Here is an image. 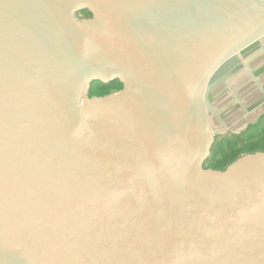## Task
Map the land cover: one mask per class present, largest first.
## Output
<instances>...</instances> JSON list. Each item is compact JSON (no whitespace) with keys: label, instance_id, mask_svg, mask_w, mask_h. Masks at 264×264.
I'll return each mask as SVG.
<instances>
[{"label":"water","instance_id":"obj_1","mask_svg":"<svg viewBox=\"0 0 264 264\" xmlns=\"http://www.w3.org/2000/svg\"><path fill=\"white\" fill-rule=\"evenodd\" d=\"M263 117L264 0H0V264H264Z\"/></svg>","mask_w":264,"mask_h":264},{"label":"trees","instance_id":"obj_2","mask_svg":"<svg viewBox=\"0 0 264 264\" xmlns=\"http://www.w3.org/2000/svg\"><path fill=\"white\" fill-rule=\"evenodd\" d=\"M121 89L122 85L119 81L108 85L95 83L90 96L102 97ZM257 152H264V117L242 135H226L222 140L216 139L205 168L224 171L242 156Z\"/></svg>","mask_w":264,"mask_h":264},{"label":"flooded vegetation","instance_id":"obj_3","mask_svg":"<svg viewBox=\"0 0 264 264\" xmlns=\"http://www.w3.org/2000/svg\"><path fill=\"white\" fill-rule=\"evenodd\" d=\"M87 18H88V17H87ZM89 18H90V17H89ZM252 126H253V125H252ZM249 127H250V126H249ZM249 127H248V128H249ZM247 130H248V129H247ZM247 130H246V131H247ZM246 131H244V132H241L239 135H242V133H245ZM226 135H235V134H232V133H227V134H225V135H221V136H223V137H224V136H226ZM239 135H238V136H239ZM217 138H218V137H217ZM217 138H216V139H217ZM217 141H218V140H217Z\"/></svg>","mask_w":264,"mask_h":264},{"label":"rangeland","instance_id":"obj_4","mask_svg":"<svg viewBox=\"0 0 264 264\" xmlns=\"http://www.w3.org/2000/svg\"><path fill=\"white\" fill-rule=\"evenodd\" d=\"M223 139V136H218V138H217V140H222ZM238 147H240V146H238Z\"/></svg>","mask_w":264,"mask_h":264}]
</instances>
